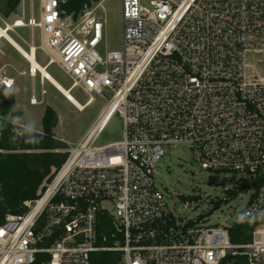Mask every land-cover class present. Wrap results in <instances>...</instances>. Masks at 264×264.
Masks as SVG:
<instances>
[{"label": "built area", "instance_id": "1", "mask_svg": "<svg viewBox=\"0 0 264 264\" xmlns=\"http://www.w3.org/2000/svg\"><path fill=\"white\" fill-rule=\"evenodd\" d=\"M118 1L123 45L104 55L102 1L74 19L60 0H39L38 15L11 24L43 32L45 67L58 64L86 106L110 98L40 195L0 223V264H92L101 249L121 250L123 264H264V67L247 62L264 54V0ZM14 87L0 68V91ZM116 113L123 139L96 146ZM179 144L203 169L243 174L244 213L258 220L248 243L171 208L156 163ZM100 213L112 218L111 247L98 246Z\"/></svg>", "mask_w": 264, "mask_h": 264}, {"label": "rangeland", "instance_id": "2", "mask_svg": "<svg viewBox=\"0 0 264 264\" xmlns=\"http://www.w3.org/2000/svg\"><path fill=\"white\" fill-rule=\"evenodd\" d=\"M102 1V8L98 15L107 19V26L103 44L99 51L104 55L106 51L120 50L123 45V6L118 0ZM39 12V0H22L16 14L10 19L0 15V25L7 27L15 18H27L30 10ZM10 34L26 49L33 43L37 46V57L41 64H45L48 57L43 52V32L29 27H8ZM249 64L264 67V54L250 52L247 54ZM0 68H6L15 78L17 108L20 124L35 129L43 127V116L46 107L50 105L58 114V125L55 128L57 136L65 140L69 148L78 145L89 133L102 109L107 105L110 94L94 93L95 101L79 110L72 105L65 96L51 83L45 81L40 72L32 75L29 62L4 38L0 39ZM50 73L65 87L69 88L72 80L58 64L49 67ZM43 89L46 90L43 93ZM72 94L81 102L88 99L80 88H75ZM32 95L41 101L37 105L30 103ZM123 119L119 114H113L95 141L96 146L123 139ZM157 184L165 193L171 208L183 216L206 222L210 225L232 226L237 217L244 212L252 194L250 188H241V172L210 171L203 169L195 161L194 156L186 144H179L167 150V154L156 163ZM186 200L189 205H186ZM222 200L219 208L214 209L212 202ZM104 205L114 210L111 202Z\"/></svg>", "mask_w": 264, "mask_h": 264}, {"label": "trees", "instance_id": "3", "mask_svg": "<svg viewBox=\"0 0 264 264\" xmlns=\"http://www.w3.org/2000/svg\"><path fill=\"white\" fill-rule=\"evenodd\" d=\"M97 2L99 0H60V5L65 15L77 19ZM21 3L22 0H0V15L10 19ZM19 116L15 90L0 91V223L8 214L24 212V203L40 195L44 182L54 177L69 156L68 143L55 133L59 118L54 108L46 107L41 130L20 124ZM98 220V246H113L112 218L100 213ZM257 222L256 218L242 212L230 226L232 241L248 243ZM91 261L92 264H123V252L101 249L92 253ZM236 264H245V258H239Z\"/></svg>", "mask_w": 264, "mask_h": 264}, {"label": "bare ground", "instance_id": "4", "mask_svg": "<svg viewBox=\"0 0 264 264\" xmlns=\"http://www.w3.org/2000/svg\"><path fill=\"white\" fill-rule=\"evenodd\" d=\"M0 32L5 36L10 44L29 62L30 72L36 75L38 72L42 74L45 81L51 83L57 90H59L65 98L79 110H83L86 105L81 103L68 88H65L48 70V67L41 64L37 57V46L31 44L29 49H26L20 42H18L6 29L0 25ZM51 66V65H50ZM91 104V103H89Z\"/></svg>", "mask_w": 264, "mask_h": 264}, {"label": "crops", "instance_id": "5", "mask_svg": "<svg viewBox=\"0 0 264 264\" xmlns=\"http://www.w3.org/2000/svg\"><path fill=\"white\" fill-rule=\"evenodd\" d=\"M8 27H11V25L9 24V26ZM8 27L6 28V27H3L4 29H6L8 32H9V29H8ZM10 33V32H9ZM2 38H4V39H6L5 38V36H3V34L0 32V39H2ZM7 40V39H6ZM8 41V40H7ZM11 46L12 47H14L12 44H11ZM46 64V63H45ZM44 64V65H45ZM44 80V79H43ZM43 84H45V80L43 81ZM36 98H37V96H36ZM41 101H38V103H40ZM31 103V102H30ZM37 103V104H38ZM37 104H33V105H37ZM30 128H32V127H30ZM32 129H35V128H32ZM42 129V128H41ZM41 129H35V130H41Z\"/></svg>", "mask_w": 264, "mask_h": 264}, {"label": "water", "instance_id": "6", "mask_svg": "<svg viewBox=\"0 0 264 264\" xmlns=\"http://www.w3.org/2000/svg\"><path fill=\"white\" fill-rule=\"evenodd\" d=\"M222 204V200H218V201H213L212 202V205H213V208L216 209V208H219Z\"/></svg>", "mask_w": 264, "mask_h": 264}]
</instances>
